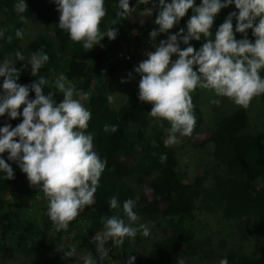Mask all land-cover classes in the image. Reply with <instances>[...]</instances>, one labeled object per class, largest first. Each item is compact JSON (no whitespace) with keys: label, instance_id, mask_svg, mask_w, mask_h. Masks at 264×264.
I'll use <instances>...</instances> for the list:
<instances>
[{"label":"trees","instance_id":"1","mask_svg":"<svg viewBox=\"0 0 264 264\" xmlns=\"http://www.w3.org/2000/svg\"><path fill=\"white\" fill-rule=\"evenodd\" d=\"M27 10L17 13L15 6L18 0H0V29H7L3 39H0V58L4 54L21 52L31 56L41 48L49 55V61L41 68L37 76L31 75V66L24 67L23 63H14L19 70L18 83L30 85L39 77L48 81L43 86V92L55 93L54 99L59 103L63 99L53 85L61 75L67 78L78 93L85 94L86 108L91 112L86 134L93 136V150L106 167L99 181L95 193V202L86 206L79 216L72 221L67 230L72 231V237L66 242L58 238L51 240L52 247L47 248V255L42 257L37 264H70L72 258L64 259L63 252L56 247L67 250L69 246L77 245L95 256L94 235L100 234L103 227L102 218L118 215L125 219L123 202L127 199L136 201L134 211L139 215H147L154 219L148 236L149 245L140 264H171L175 256L193 259L201 262H211L216 252L224 248L222 241L213 242L206 234V226L200 225L193 214L194 204L199 199V208L208 211L217 210L223 222H235L239 238L246 242L252 237L261 240V254L248 256L239 250L229 249L224 252L223 258L228 264H264V132L251 134L245 132L246 113L243 108L236 107L229 112L217 115V109L210 107L215 116L207 140L212 143L209 166L210 178L204 175H195L188 181H183L177 167L175 149L165 147L164 131L170 128V122H165L146 133L147 120L152 108L151 103L141 102L138 98L139 89L129 93L126 100L116 110L108 104L106 79L104 75L112 74L117 69L130 67V62L119 56L122 45L130 42L133 31L136 30L141 37L150 38L149 33L157 29L155 25L156 11L151 17L144 14V8L149 5L139 4L137 0H129L130 6H137L136 10L144 14V21L130 22L131 16L122 19L116 15L119 0H105L107 15L100 24V30L110 24L118 29L114 40H109L105 35L100 44L86 51L82 43L71 41L68 33L58 27L59 11L55 0H25ZM233 8L226 12L224 20L230 12H237ZM189 9L169 34L179 32L181 28L187 33V21L193 15ZM24 16V21L20 20ZM116 23L113 25V23ZM34 23L42 25L43 30L37 32L32 38L26 40V25ZM236 20L233 18L235 31ZM49 27V28H48ZM23 30V38L15 37L16 29ZM237 39L243 38L242 34L235 33ZM12 36L9 42L7 37ZM160 33L156 40L162 38ZM248 38L254 42L252 30H248ZM190 44L197 50L199 41L191 40ZM188 45L180 43L181 49ZM177 59L173 54L172 60ZM198 66L194 65V70ZM260 75L264 78V69ZM3 82H0V96L3 95ZM201 92L191 93L194 104V115L197 131L203 123L201 110ZM35 93L30 90L29 99H34ZM259 104L264 106V95L257 97ZM23 105L19 109L22 113ZM22 115L16 119L0 116V127L10 123L13 127L22 122ZM117 125L115 133L105 132V125ZM179 137L180 135L177 134ZM18 139V138H16ZM161 155H166L165 162H161ZM8 153L2 158L14 170V179H5V174L0 172V254L11 258L16 252L29 255L36 249L43 233L42 228H50L52 223L47 215L48 201L43 191L29 185L25 173L16 162L7 160ZM134 176V183L142 188H148L149 196L144 189L136 191L134 187L125 184V176ZM209 180L208 184L205 181ZM10 189V197H6ZM42 193L43 200L38 202V222L24 216L28 215L32 195ZM116 197L120 207L112 210L109 201ZM149 218V219H150ZM251 219V221L249 220ZM134 226H138L137 223ZM70 228V229H69ZM72 228V229H71ZM67 237V236H66ZM147 241L142 233L135 239L126 238L124 244L115 247L111 241L105 245L109 255L100 264H128L129 257L139 256L137 247ZM260 250V251H261ZM15 264H28L19 261ZM76 264H83L80 260ZM133 264H138L137 260Z\"/></svg>","mask_w":264,"mask_h":264},{"label":"clouds","instance_id":"2","mask_svg":"<svg viewBox=\"0 0 264 264\" xmlns=\"http://www.w3.org/2000/svg\"><path fill=\"white\" fill-rule=\"evenodd\" d=\"M55 2L60 13L58 27L68 33L71 41L82 43L86 51L100 44L105 35L109 40L116 38L118 29L100 30L107 15L105 0ZM149 3L152 6L144 8V14L151 17L156 11L155 25L159 26L149 33L153 41L160 33H169L189 9L194 13L187 21L186 34H183V28L169 34L167 39L155 45V51L147 52V59L135 67V72L140 75L139 100L153 105L149 112L151 117L170 122L165 147L180 142L177 134L191 136L193 133L196 117L191 93L198 87L213 90L216 96L228 98L245 110L256 97L264 95V78L260 75L264 69V0H202L199 6L196 0H137V5ZM233 3L238 13L228 14L213 39L211 28L215 16ZM15 9L17 13H24L27 10L25 0H18ZM134 11L129 0H119L118 17L127 19ZM233 18L236 20L235 31ZM25 19L20 16L21 21ZM249 29L255 37L254 42L248 38ZM6 31L0 29V39L4 38ZM235 33L242 34L243 38L237 39ZM23 35L22 29L15 30L16 38L22 39ZM202 36L206 42L196 50L190 41H200ZM12 38L7 37L9 42ZM181 42L188 46L181 49ZM173 54L177 59L172 60ZM16 59L24 61L25 56L17 52ZM48 61L49 55L42 48L34 52L28 59L31 75L37 76ZM14 63L7 59L0 62V77L4 78L0 116L7 113L11 119L21 115L23 119L15 127L10 123L0 127V172L5 174V179H14L13 168L2 158L7 152V160L17 163L26 174L29 185L43 191L48 201L47 215L54 230H67L86 206L94 204L100 177L106 167V161H102L93 150L92 134H86L91 112L74 98L79 93L64 74L53 85L63 94V99L57 103L55 93L44 94L43 86L48 85L44 77L30 85L18 83L19 70ZM194 65L198 70H194ZM30 90L35 93L34 99H29ZM108 99L111 101L112 97ZM215 102L220 103L219 100ZM117 130V125L104 126L105 132L115 133ZM160 159L163 163L167 157L161 155ZM137 200L139 196L123 202L127 223L118 215L102 218L104 230L92 238L95 256L88 252L83 256V264L104 261L109 255V249L105 247L108 241L120 247L126 238L135 239L138 233L144 237L150 235L146 224L134 226L140 219L134 211ZM109 206L112 210L120 207L116 197L110 199ZM56 250L63 252L64 259L76 256L75 245L67 250L61 247ZM134 260V256L129 257L128 264H133ZM179 264L183 261L180 260ZM219 264H228V261L225 258Z\"/></svg>","mask_w":264,"mask_h":264},{"label":"rangeland","instance_id":"3","mask_svg":"<svg viewBox=\"0 0 264 264\" xmlns=\"http://www.w3.org/2000/svg\"><path fill=\"white\" fill-rule=\"evenodd\" d=\"M202 0H196V5L199 6L201 4ZM223 2V0H222ZM135 9L137 6H133ZM233 8V5H229L226 8H223L220 10V12L215 16L214 18V24L211 28V32L213 33V39L214 34L216 30L218 29L219 25H221L224 22V17L226 12L230 11ZM133 15L131 16L130 22L139 20L141 23H143L145 17L144 14L140 13L139 10L134 11ZM2 16L0 15V18ZM113 27L112 25L108 24L104 28L105 31L108 30V28ZM49 28V27H48ZM115 28V27H113ZM42 25H35L34 23H30L26 25V40H29L32 38L37 32H40L43 30ZM164 36L158 40L155 39L153 41L151 38H144L139 35V33L134 30L132 34V38L130 42L125 43L122 45V49L119 53V56L123 58L124 60H128L130 62V67L128 68H122L117 69L112 74L104 75V78L106 79V89H107V95L108 97L111 96L112 100L110 101L108 99L109 106L116 110L120 105L124 103L127 96L130 92L139 89L138 84L140 80V75L135 72V67L138 66V64L147 59V52L149 51H155V45L158 44V42L162 39H166ZM206 40L202 36L201 40L199 41V46L197 50L200 49L203 43H205ZM21 53V52H20ZM23 54V53H21ZM25 60L20 61L16 59V53L11 54H4L0 58V62H3V60L7 59L13 62L17 63H23L28 64V59L30 56L25 55ZM197 70V69H196ZM129 73H131V77H129ZM4 78L0 77V82H3ZM122 80L124 82H122ZM194 92H201V110L203 113V123L199 127V129L191 134V136H179L178 139L180 142L178 144L172 145V147L175 149L176 154V160H177V169L183 179V181H188L193 176L199 174L204 175L206 178H210L211 171L209 169L210 164L212 163L211 158V150H212V143L207 140L209 136V131L212 127V123L214 121L215 116L212 115L210 107H215L217 109V115L225 114L229 112L230 110L238 107L236 106L231 100L225 97H219L216 96L213 90L210 89H203V88H197ZM192 92V93H194ZM75 99H79L84 106H86V97L85 94L79 93V95L74 96ZM219 100L220 103L217 104L215 101ZM259 100L256 97L252 103L251 106L245 110L246 113V127L245 132L251 133V134H257L259 132H264V106L259 104ZM5 116H8L7 113ZM150 116V115H149ZM165 122H169L164 119H158L149 117L147 120L146 125V133L150 132L153 127H157L160 124H163ZM168 131H164V136L166 139L168 138ZM134 176L128 175L123 178V181L125 184H128L136 191L141 189L142 187L137 186L134 183ZM209 180L205 181V184H208ZM145 190V193L147 196H149L150 191L148 188H142ZM10 189L6 192V197H10ZM43 200L42 193L35 192L34 195L31 197V201L29 202L30 207L27 210L28 215H25L24 217L27 219H32L35 222H38V202H41ZM199 199L195 201L194 204V211L193 214L196 216L198 223L200 225H205L207 232L206 234H209V237L213 240V242L222 241V245L224 248L217 250V254H220L219 258L213 259L211 262L205 263L201 262L200 260L196 259L195 257L193 259L183 258L180 256H175L172 259L171 264H179L180 260L183 261V264H219L220 260L223 258V253L226 251H229V249H236L239 250L240 247L243 246L241 249L243 253H245L248 256H256L258 254H261V240H259L258 237H250L249 240H247L248 246L246 245V242L241 240L239 238V234L236 231L235 222L227 223L223 222L220 218V212L217 210H205L199 208L200 203ZM140 219L137 221V225L143 223L146 224L149 229L154 224V219L148 217L147 215H139ZM150 218V219H149ZM251 221V219H249ZM40 226H42V222H38ZM53 227V225H51ZM70 229V228H69ZM72 229V228H71ZM104 230V227L100 228V232L102 233ZM42 235L39 239V243L33 252H31L29 255H26L23 252H16L13 257H3L0 254V264H15L19 261L27 262L28 264H37L39 260L47 255V248L52 247L51 240L53 238H58L61 242L66 243L71 237H72V231H64L61 230L60 232H56L54 230V227L52 229L50 228H42ZM67 236V237H66ZM147 241H143L142 245L137 247V252L139 256H134L137 260V263L140 264L142 262L143 257L146 254L147 246L150 244L148 241V237H146ZM76 246V256L73 257L70 264H76L80 260H83V256L86 255V251L82 249V247ZM57 247H60V244L57 245ZM56 247V248H57ZM261 250V251H260ZM240 251V250H239Z\"/></svg>","mask_w":264,"mask_h":264}]
</instances>
